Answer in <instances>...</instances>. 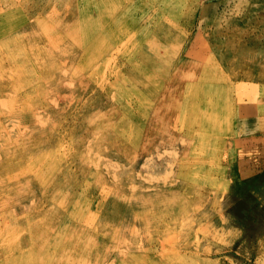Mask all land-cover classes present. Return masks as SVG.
<instances>
[{"label":"rangeland","instance_id":"rangeland-1","mask_svg":"<svg viewBox=\"0 0 264 264\" xmlns=\"http://www.w3.org/2000/svg\"><path fill=\"white\" fill-rule=\"evenodd\" d=\"M47 2L0 0V264H264V0ZM177 57L211 72L162 82ZM206 80L230 87L216 119L155 102L203 106ZM181 128L211 146L160 145Z\"/></svg>","mask_w":264,"mask_h":264},{"label":"bare ground","instance_id":"bare-ground-1","mask_svg":"<svg viewBox=\"0 0 264 264\" xmlns=\"http://www.w3.org/2000/svg\"><path fill=\"white\" fill-rule=\"evenodd\" d=\"M81 1H86V0H72V5H81ZM48 5H50L49 6V8H50V10H54V4L53 3H51L50 2V0H48ZM75 3V4H74ZM70 5V4H69ZM74 6V9L75 10H77V14H79L81 11H79V9L77 8V7H75ZM36 7V6H35ZM71 7V6H70ZM38 8V7H37ZM44 8V7H43ZM48 8V7H47ZM30 9V8H29ZM34 10V9H33ZM31 11V10H30ZM45 12V11H44ZM43 12V13H44ZM72 12V11H71ZM71 12H70V16L72 17V15H71ZM74 12V11H73ZM42 13V12H41ZM74 15V14H73ZM12 29H3L1 32H0V37H2V36H5L8 32H10ZM96 31H97V29H91L90 31H89V33L87 34V35H89V34H91V36H90V39H91V37H93V35L94 34H96ZM139 32H140V34H141V38H144V37H146L147 36V34H148V30H144L143 32H141L140 30H139ZM120 34V33H119ZM98 35V34H97ZM134 35V34H133ZM132 34H129L128 36H126L125 37V33H122V37L121 38H124L125 40L127 39V38H130V39H132L131 37H134ZM118 39V38H117ZM138 41H139V48L141 49V50H145V51H147V52H150V53H157V52H159L160 50H161V45L159 44V43H145V42H143V41H140V40H137L136 42V44H134V47H133V51H132V53H136V51H137V48H138ZM122 43V42H121ZM140 43H141V45H143V47H145V49L144 48H142L141 47V45H140ZM183 47H181V49H182ZM180 56H181V54H180ZM143 57H145V56H143ZM155 57V56H154ZM142 59V58H141ZM186 57H180V58H178L177 57V60L175 61V63H176V65L172 68L171 66H172V63H171V61H169V62H165V64L163 63L161 66L159 65L158 67H161L162 69H160L159 71V74H158V77L159 78H161L162 79V82H163V79H167V81L168 80H171V81H173V83H177V81H178V79H180L179 77L180 76H183V78L182 79H191V81L193 80V78L194 77H196V76H194V74L196 75V72H195V68L197 69V70H199V71H201V70H204L203 72H204V75H209V73L211 72L210 71V68H205V66L203 67V65H195L194 64V62H193V64L195 65V66H193V68H191V66H192V64H191V66H190V68L192 69V70H189L187 73H184L183 72V70L185 69V68H183L184 67V64H185V61H186ZM172 60V59H171ZM135 61V60H134ZM139 61V60H138ZM141 61V60H140ZM146 61V60H145ZM144 61V62H145ZM150 61H148V63H149ZM141 63H143V62H141ZM146 63V62H145ZM156 64V63H155ZM188 66V65H187ZM123 67V66H122ZM189 67V66H188ZM164 68V69H163ZM187 68V67H186ZM154 70V69H153ZM215 70V69H214ZM213 70V72H212V74L214 73V72H217V71H214ZM124 72H126V75H128V76H121V75H117L115 78L117 79H119V78H122V81H124V80H129L130 82H132V83H134V84H136L137 82H140L141 81V83H144V90H142V94H147V95H152V94H154L153 93V91L151 90L152 88H153V83L154 84H156V83H158L156 80H158L157 78H156V80L155 81H147V80H145V78H142V77H138L137 76V73H134L133 71H131L130 69H128V70H126V71H124ZM123 72V73H124ZM122 73V74H123ZM143 73V72H142ZM154 74V73H153ZM216 74V73H215ZM155 75V74H154ZM153 75V76H154ZM217 76V75H216ZM147 77V76H146ZM201 77V76H200ZM213 77V76H212ZM108 78V77H107ZM150 78H151V76H150ZM205 78V77H204ZM210 79V78H209ZM203 80V79H202ZM212 80V79H211ZM215 80V79H214ZM220 80V79H219ZM219 80H217V81H219ZM223 80V79H222ZM165 81V80H164ZM190 81V82H191ZM194 81V80H193ZM200 81V80H199ZM207 81V80H206ZM227 81V80H226ZM195 82V81H194ZM205 82V81H204ZM208 82V84H207V86L205 87V88H203L202 89V91L201 92H203V94H205V98H207V99H209L208 100V102L206 103V104H203V106L202 105H199V104H195V105H193L192 103H185V102H182V101H179V99L178 100H176V101H174V102H171V100H172V96H173V94H175L174 96H176V97H178V95L179 96H183L184 95V90H180V88H175L174 86H170V87H163L162 89H161V93H160V97H158V98H156V100H155V102H161L163 99H165V98H167L168 99V103H169V105H166V104H164L166 107H169V109L170 110H172L173 111V113H172V116H174V118L176 119V120H178V122H180V121H182V120H184V116L186 115V113L188 112V114H189V111H192V113L193 114H191V119L190 120H186V125L188 124V127L190 126V127H196V126H199L200 124H201V122L203 121V120H205L207 117H208V119H211V118H209V117H212V119H216V117H214L213 115H216V113L218 112V110H216V96H229V93L228 92H230V87L229 86H221L219 83L218 84H215V83H210L209 81H207ZM215 82V81H214ZM210 83V84H209ZM168 84H169V82H168ZM165 85V84H164ZM159 86V85H158ZM157 86V87H158ZM166 86V85H165ZM149 87H152L151 89H149ZM162 87V86H161ZM202 88V87H201ZM100 89H102V88H100ZM198 91L200 92V89L198 88ZM177 94V95H176ZM199 96H195V98H198ZM166 99V100H167ZM225 101H227L228 102V100H226L225 99ZM155 102L152 104V108L153 109H150V110H152V111H156V106H155ZM164 102V101H163ZM162 103V102H161ZM163 104V103H162ZM193 105V107H191ZM203 107V108H202ZM226 107V106H225ZM228 107H229V104H228ZM259 109H261V108H259ZM258 109V110H259ZM158 111V110H157ZM171 111V112H172ZM228 112H229V110H228ZM158 114V113H157ZM171 114V113H170ZM205 114V115H204ZM228 114V113H227ZM208 115V116H207ZM229 116H231V115H229ZM228 116V117H229ZM167 117V116H166ZM187 118V117H186ZM167 121L168 122H170L171 121V119H170V115L168 116V118H167ZM224 121H226V120H224ZM230 121V120H229ZM228 120H227V122H226V128H228V129H230V128H233L234 126H233V122L232 121H230L229 122ZM124 124H125V122H124ZM160 129V131H159V133H161L162 132V130L161 129H167V127H162V128H159ZM190 130H191V128H190ZM145 131V133L147 132V131H149L147 128L144 130ZM180 131H182V128L178 131L177 129H173V133L171 132V139H166V140H163L164 142H161V146H164V145H171L170 147H173V146H175V144L176 145H184V140H186L187 142H189V144L190 143H194V144H198V145H201V146H204V147H210L211 145H209L210 143H211V141H212V139H211V137H208V136H205V135H203V134H185V135H187V136H185L184 134H182ZM190 132H192V131H190ZM228 132V131H227ZM247 135V134H246ZM240 136V135H239ZM179 138V139H178ZM182 138V139H181ZM230 138V137H229ZM252 138V137H251ZM257 138V137H256ZM148 139H149V137H148ZM258 139V138H257ZM260 139V138H259ZM183 140V141H182ZM256 140V139H255ZM244 141H246V139H244ZM254 142V141H253ZM163 143H167V144H163ZM242 144V143H241ZM260 144H261V142H260ZM209 145V146H208ZM191 146V145H190ZM240 147V146H239ZM179 148H181L182 149V146H180ZM180 149V150H181ZM182 152H186L185 154H187V155H193V154H195V153H193V152H191V150H183L182 149ZM155 155L157 156V157H160L161 155H159V153H155ZM187 159V158H186ZM185 160V159H184ZM183 160V161H184ZM194 160H197V157L195 156L194 157ZM199 160V159H198ZM187 162H194V161H189V159H187L186 160ZM185 162V161H184ZM196 162H199V161H196ZM180 163V162H179ZM201 163H202V161H201ZM218 163V162H217ZM185 166V165H184ZM187 166H188V164H187ZM183 167V166H182ZM186 169H187V167H186ZM185 169V170H186ZM182 172V171H181ZM184 173H186V172H184ZM186 175V174H185ZM210 175V174H209ZM182 176V175H181ZM209 177V176H208ZM15 206V205H14ZM4 218V217H3ZM142 220L143 221H145V222H147V221H149V219L148 218H142ZM154 231H156V230H154ZM169 245V244H168ZM164 251L165 252H167V249H164ZM169 252H167L166 254H168ZM172 254V253H171ZM171 254L169 255L168 254V256H171ZM173 257L174 258H176V260L175 261H177V260H179V261H182V258L178 255V254H176V255H173ZM115 259V258H114ZM117 259V258H116ZM130 259L132 260V261H135L136 262V264H158V260H157V258H154V257H151V256H148L147 258L145 257V256H137V255H134V256H132V257H130ZM97 259H94V261H95V264H97V261H96ZM149 260V261H148ZM13 262H14V260L11 262V264H13ZM6 264H9V263H6Z\"/></svg>","mask_w":264,"mask_h":264}]
</instances>
